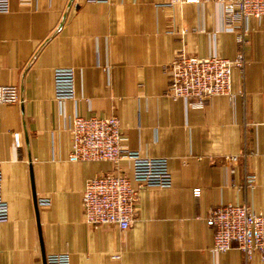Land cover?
<instances>
[{
	"label": "crops",
	"instance_id": "1",
	"mask_svg": "<svg viewBox=\"0 0 264 264\" xmlns=\"http://www.w3.org/2000/svg\"><path fill=\"white\" fill-rule=\"evenodd\" d=\"M228 1L8 0L0 11V84L15 85L21 101L0 104L8 205L0 264H43L59 251L69 264H242L234 245L212 250L205 218L226 203L264 213V15L248 18L243 69L230 71L232 97L213 95L194 108L165 93V65L179 48L234 56L235 32L222 12ZM62 66L74 69V97L57 101L52 70ZM75 114L116 115L125 147L166 158L171 184L139 187L125 229L84 221L85 180L115 165L68 158ZM118 167L130 173L128 159ZM249 264L264 259L253 255Z\"/></svg>",
	"mask_w": 264,
	"mask_h": 264
},
{
	"label": "built area",
	"instance_id": "2",
	"mask_svg": "<svg viewBox=\"0 0 264 264\" xmlns=\"http://www.w3.org/2000/svg\"><path fill=\"white\" fill-rule=\"evenodd\" d=\"M102 1L107 0H90ZM197 0H166V3L194 2ZM8 10V0H0V11ZM224 23L235 32L237 51L232 58L210 54L199 57L179 48L165 65L168 76L166 95L181 98L189 107L201 108L213 95L232 97L230 71L244 66L243 47L247 41L248 18L264 15V0H231L222 7ZM53 97L57 101L74 97V69L72 66L54 67L52 70ZM16 86L0 84V104L20 102ZM70 160H108L115 169L94 175L85 180L81 192L84 221L92 226L113 224L125 229L131 223L137 208V189L141 186L167 187L170 173L164 156H144L122 144L123 136L116 115L75 114L71 117ZM15 142L16 135H15ZM229 161L237 160L236 154L224 155ZM122 159L130 161V173L120 170ZM0 218L5 217L8 205L1 194ZM252 174L245 175L251 183ZM135 182V186L131 184ZM198 187L192 188L198 194ZM38 203H48V197H38ZM205 224L212 229L213 251H224L234 245L242 253V264H249L253 255L264 259V213L253 211L246 203H226L211 208ZM118 258L119 254H113ZM44 264H69L66 251L47 253Z\"/></svg>",
	"mask_w": 264,
	"mask_h": 264
},
{
	"label": "water",
	"instance_id": "3",
	"mask_svg": "<svg viewBox=\"0 0 264 264\" xmlns=\"http://www.w3.org/2000/svg\"><path fill=\"white\" fill-rule=\"evenodd\" d=\"M44 264V263H43Z\"/></svg>",
	"mask_w": 264,
	"mask_h": 264
}]
</instances>
